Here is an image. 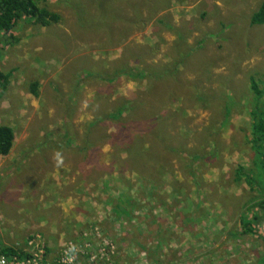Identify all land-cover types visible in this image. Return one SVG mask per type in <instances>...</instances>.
<instances>
[{
  "label": "rangeland",
  "instance_id": "rangeland-1",
  "mask_svg": "<svg viewBox=\"0 0 264 264\" xmlns=\"http://www.w3.org/2000/svg\"><path fill=\"white\" fill-rule=\"evenodd\" d=\"M262 3L50 0L59 25L22 21L11 46L0 34V126L16 137L0 158V250L25 259L44 245L46 264L68 246L78 264H259L264 241L241 235L258 194L235 174L254 159L251 80L264 107ZM124 103L137 105L119 116Z\"/></svg>",
  "mask_w": 264,
  "mask_h": 264
},
{
  "label": "trees",
  "instance_id": "trees-1",
  "mask_svg": "<svg viewBox=\"0 0 264 264\" xmlns=\"http://www.w3.org/2000/svg\"><path fill=\"white\" fill-rule=\"evenodd\" d=\"M50 0H0V34L5 36L8 46L15 43L17 39L14 31L20 22L27 20L35 26L42 28H51L54 25H59L62 21V16L59 13L49 10L45 6ZM252 26H264V3L261 4L258 11L251 18ZM132 78L142 79L144 73L136 72L128 67L124 71ZM10 74L4 73L0 69V91H5L10 85ZM39 85H32V93L35 97L39 96ZM251 89L255 95V103L252 106L251 116V135L249 144L254 154L252 161V169L246 171L245 168L237 170L236 181L242 182L245 180L251 192L258 194L255 200H252V215L243 214L241 217V226L243 228L242 236H258L264 241V233L261 226L264 222V107L261 104L263 93L258 87L255 80H251ZM130 104V105H129ZM136 106L137 103H124L118 113L122 116L123 112ZM15 132L9 126H0V158L8 157L14 147ZM140 159H145L146 154L143 151L137 153ZM21 251L14 248H3L0 250V257H20ZM151 256V252H148ZM160 264V262H158ZM259 264H264V255L258 261Z\"/></svg>",
  "mask_w": 264,
  "mask_h": 264
},
{
  "label": "built area",
  "instance_id": "built-area-1",
  "mask_svg": "<svg viewBox=\"0 0 264 264\" xmlns=\"http://www.w3.org/2000/svg\"><path fill=\"white\" fill-rule=\"evenodd\" d=\"M33 243H29L27 247H31ZM92 247V245H91ZM90 245L86 246V249H89ZM111 250H114V247L111 246ZM81 253V251L75 247V246H68L61 256L53 263L49 264H78V261H76V257L78 254ZM85 254V253H83ZM45 247L44 245L36 247L35 251L31 253L29 257H26L25 259L13 256V257H0V264H46L45 263Z\"/></svg>",
  "mask_w": 264,
  "mask_h": 264
},
{
  "label": "water",
  "instance_id": "water-1",
  "mask_svg": "<svg viewBox=\"0 0 264 264\" xmlns=\"http://www.w3.org/2000/svg\"><path fill=\"white\" fill-rule=\"evenodd\" d=\"M263 227H264V223H263Z\"/></svg>",
  "mask_w": 264,
  "mask_h": 264
}]
</instances>
